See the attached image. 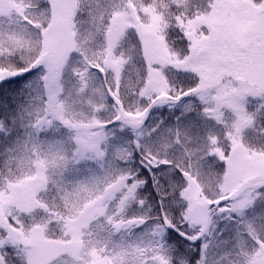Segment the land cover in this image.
<instances>
[{"label":"snow or ice","instance_id":"1","mask_svg":"<svg viewBox=\"0 0 264 264\" xmlns=\"http://www.w3.org/2000/svg\"><path fill=\"white\" fill-rule=\"evenodd\" d=\"M253 4L264 24V0ZM84 6L91 20L103 10V0ZM64 7L61 0H30L29 19L0 10V89L15 83L21 99L17 104L13 98L10 114L0 105V134L33 116L26 96H39L43 107L44 116L28 125L37 140L54 119L76 130L68 148L69 141H57L41 152L43 145L34 143L21 161V175L0 171V264H264V170L255 174L240 167L245 153L235 145L231 156L221 154L217 174L205 170L199 156L180 161L174 153L179 129L151 121L158 107L185 103L206 82L198 78L188 89L143 84L137 89L142 108H122L119 89L103 83L123 63L112 54L111 29L106 58L94 63L89 41L83 33L77 36L76 16L66 20ZM186 43L187 54L207 62L220 54L264 53V27L226 35L210 26L203 44ZM76 56L80 60L74 62ZM66 76L84 97L101 87L112 115L96 109L87 121L65 118L57 88ZM248 119L252 127L264 121V105ZM259 155L264 157V149ZM81 168L91 175L66 178Z\"/></svg>","mask_w":264,"mask_h":264},{"label":"rangeland","instance_id":"2","mask_svg":"<svg viewBox=\"0 0 264 264\" xmlns=\"http://www.w3.org/2000/svg\"><path fill=\"white\" fill-rule=\"evenodd\" d=\"M141 1L143 0H103V10L100 13L93 12L92 19L89 20V9L84 6L87 0H61L65 5L62 9L64 18L70 21L76 16L77 36L83 33L89 41V58L94 63L99 64L105 60L111 29L112 54L123 63L118 65L119 74L105 79L103 83L105 86L114 84L119 89L118 98L123 102L122 108H142L144 101L137 94V89L143 84H147L149 89H165L169 83L188 89L195 85L199 78L203 79L207 86H212L210 94L200 93L205 90L199 89L185 103L177 106L165 103L151 114L152 123L163 121L172 130L179 129L180 143L174 149L176 159L183 161L187 156H199L203 159L204 169L217 174L221 172L219 165L223 163L221 154L227 152L231 156L234 141H237V146L245 153V159L239 161V166L259 174V170H264V157L259 155L260 150L264 149V137L260 135L264 132V121L257 120L252 127L249 126L251 121L248 117L264 105V92L257 93L250 90L252 86L242 84L239 81V69L229 72V68L235 69L233 66L236 60H243L246 56L220 54L210 62L198 60L194 56L193 60L184 62L181 53H178L180 48L175 47L166 34L169 27L160 19L165 15V8L159 7L155 17L152 13H147L138 19ZM129 2L134 6L131 9L128 7ZM249 3L252 5H244L238 0H207L203 4L201 18L208 21L192 24L193 33L189 36L190 40L194 44H203L210 26L226 35L235 34L232 30L247 33L264 27L257 16L258 6L253 4V0ZM29 4L30 0H0V10L19 12L25 19H29L33 15L28 12ZM239 15L244 20L239 19ZM36 20L42 22L43 17H37ZM209 20L212 22L209 23ZM200 23L208 25L207 28L202 27ZM79 60V56L74 58V62ZM195 66L200 69L197 78L190 73ZM244 69L250 75L249 81L263 83L260 80L264 79V73L261 72L264 67L259 71L250 67ZM222 74L227 76V80L222 84L213 85L214 80L221 78ZM95 83L99 85L100 81ZM61 92L63 95H59ZM57 93L58 103L64 106L65 118L87 121L96 109H103L102 114L106 118L112 115L111 101L99 86L94 90L90 89L89 95L84 97L83 93L76 94L75 81L66 76L64 83L58 86ZM28 103L34 105L31 109L33 116L25 115L23 121L18 122V140L11 147L14 156L7 167L8 171L10 169L17 176L21 175V161L26 156V150L33 148L34 143L42 144L41 152H47L49 145L57 141H69V137L74 136L76 132L75 129L65 127L59 119H54L53 126L45 125L37 140L28 125L35 122V116L43 117L44 111L39 96L31 100L29 98L25 104ZM205 109L208 111L205 112ZM47 118L52 119L51 116ZM213 140L216 143H213ZM68 145L70 146V141L65 143L64 147L68 148ZM35 154L33 150V162ZM28 168L29 164L25 160L23 170L27 172ZM90 175L84 168L65 173L68 180H82Z\"/></svg>","mask_w":264,"mask_h":264},{"label":"trees","instance_id":"3","mask_svg":"<svg viewBox=\"0 0 264 264\" xmlns=\"http://www.w3.org/2000/svg\"><path fill=\"white\" fill-rule=\"evenodd\" d=\"M207 0H143L141 4L139 3V15L138 19L141 15L151 14L155 17V14L158 12L159 7L165 8L164 17H159L162 21L166 23L169 29L166 31V34L169 35L172 44L175 47H179L181 53V59L185 62L186 59L191 56L188 53L187 43L189 40V36L192 31V24H196L199 22H206L208 20H202L201 11L203 9V4ZM239 2H250V0H238ZM252 1V0H251ZM42 2L41 4H43ZM158 6V7H156ZM129 9L134 6L129 2ZM149 8V9H148ZM148 9V10H147ZM238 16V15H237ZM137 20V19H136ZM211 20H209L210 22ZM202 27L207 28L208 25L200 23ZM105 33V27L102 28V34ZM196 35V34H195ZM253 51L251 57L248 55L243 60H236L234 63L235 69L229 68V72H233L236 70H240L239 75L241 76L239 81L242 84H247L252 86L250 90H255L257 93L264 92V79L260 80L263 83L249 81L250 75L245 72L244 67H250L251 69L261 70L264 67V53ZM178 59V58H177ZM193 60V59H192ZM183 62V63H184ZM199 66V65H198ZM200 69L195 66L190 70V73L195 78L198 77ZM262 74L264 71H261ZM246 73V74H245ZM231 76V75H229ZM16 88V84H9L0 89V105H4L5 111L7 113H11L13 111L12 104L14 102L13 98L15 97V103H21V99L16 96L13 89ZM255 88V89H253ZM258 89V90H257ZM29 97H24L23 102L25 103ZM15 125H9V132L0 134V171L8 172L7 167L13 160L14 151L11 147L17 143L18 135L17 132L19 130L18 122ZM67 147H70L69 145ZM15 149V148H14ZM25 220L28 221L27 215L25 214Z\"/></svg>","mask_w":264,"mask_h":264},{"label":"bare ground","instance_id":"4","mask_svg":"<svg viewBox=\"0 0 264 264\" xmlns=\"http://www.w3.org/2000/svg\"><path fill=\"white\" fill-rule=\"evenodd\" d=\"M193 55H191V56H189L187 59H186V61H188V59H190V60H192L193 59ZM185 61V62H186ZM227 80V76L226 75H224V74H222V76H221V78H219V79H216V80H214V83H213V85L215 84V85H219V84H222L224 81H226ZM212 86H207L206 85V87H204V92L206 93V94H210L211 92H212V88H211ZM211 89V90H210ZM195 113V111H193V114Z\"/></svg>","mask_w":264,"mask_h":264}]
</instances>
